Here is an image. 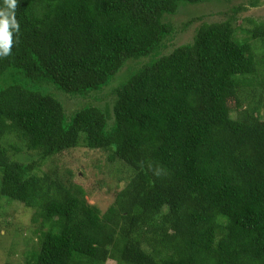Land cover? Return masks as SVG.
Listing matches in <instances>:
<instances>
[{
    "label": "trees",
    "instance_id": "16d2710c",
    "mask_svg": "<svg viewBox=\"0 0 264 264\" xmlns=\"http://www.w3.org/2000/svg\"><path fill=\"white\" fill-rule=\"evenodd\" d=\"M209 1L18 0L0 57V239H22L26 264H264V23L247 19V39L234 19L204 23L162 55L164 20ZM142 59L111 109L68 115L42 90L87 99ZM81 148L129 169L105 212L59 175Z\"/></svg>",
    "mask_w": 264,
    "mask_h": 264
},
{
    "label": "rangeland",
    "instance_id": "374dc122",
    "mask_svg": "<svg viewBox=\"0 0 264 264\" xmlns=\"http://www.w3.org/2000/svg\"><path fill=\"white\" fill-rule=\"evenodd\" d=\"M181 4L183 5L179 7L175 16L167 17L164 20L174 26L175 35L166 42V48L162 50V55H168L180 46L192 44L197 30L204 23L212 24L234 19L238 39L248 38L246 29H250L252 26L246 22L247 19L254 20L257 23H264V0L256 8H251L247 0H211L195 6L187 3ZM238 8H245V10L237 13L236 10ZM253 50L258 57H262L264 55V44L261 42L253 43ZM149 60L142 59L129 62L109 87L87 99L71 97L59 90L58 92L55 86L51 85H43L42 90L56 96L63 103L68 115L73 114L77 109L85 105H96L104 109H111L115 99L113 94L115 89L132 72L142 67ZM17 77L20 79L22 76L17 75ZM8 82H13L12 77H8L4 84ZM100 98L101 100L99 101ZM232 117H237L236 112L232 113ZM16 142L17 140H14V143ZM57 167L61 177L68 176L69 172L73 173V178L69 177V179H72V183L85 190L88 204L98 207L102 212H105L113 204L117 194L116 186H118L123 177L129 175V169L124 163L120 161L109 163L104 153L95 154V152L87 151L85 148L62 155L57 160ZM21 215L19 214L15 218L21 217ZM22 220L24 221V218ZM29 223L23 222L22 224L26 228H24L26 230L24 231L28 232L27 237L33 238L31 229H34V226L31 225L29 227ZM18 240L23 244L22 239L18 238ZM18 240H9L8 242V240L0 239L7 246L4 249L0 242V264H26V259L18 253V249L15 253L14 247L18 246ZM36 243L37 239H33L31 246H36ZM108 264H115V262L109 261Z\"/></svg>",
    "mask_w": 264,
    "mask_h": 264
},
{
    "label": "clouds",
    "instance_id": "9594fccd",
    "mask_svg": "<svg viewBox=\"0 0 264 264\" xmlns=\"http://www.w3.org/2000/svg\"><path fill=\"white\" fill-rule=\"evenodd\" d=\"M3 4L0 9V57H7L12 53L13 35L20 32L15 15L18 0H3Z\"/></svg>",
    "mask_w": 264,
    "mask_h": 264
}]
</instances>
